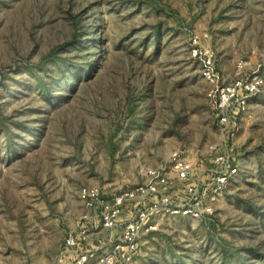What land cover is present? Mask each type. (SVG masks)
Here are the masks:
<instances>
[{
	"label": "rangeland",
	"instance_id": "obj_1",
	"mask_svg": "<svg viewBox=\"0 0 264 264\" xmlns=\"http://www.w3.org/2000/svg\"><path fill=\"white\" fill-rule=\"evenodd\" d=\"M207 58L264 78V0H0V264H77L82 187L110 200L176 150L202 174L224 144ZM239 123L212 211L154 217L131 264H264V87Z\"/></svg>",
	"mask_w": 264,
	"mask_h": 264
},
{
	"label": "built area",
	"instance_id": "obj_2",
	"mask_svg": "<svg viewBox=\"0 0 264 264\" xmlns=\"http://www.w3.org/2000/svg\"><path fill=\"white\" fill-rule=\"evenodd\" d=\"M202 68L204 78L211 83L207 91L210 108L224 135L222 148L217 149L202 174L182 150H176L167 162L147 168L141 182L119 190L110 200L97 187H82L79 197L97 213L95 224L110 233L95 246L88 245L93 226L82 223L77 232L69 233L65 245L76 248L77 264H131L139 252L140 235L150 229L154 217H202L212 211L236 175L234 159L239 150L234 138L249 100L263 89L264 78L253 70L238 72L233 81L226 82L210 58L203 60Z\"/></svg>",
	"mask_w": 264,
	"mask_h": 264
},
{
	"label": "crops",
	"instance_id": "obj_3",
	"mask_svg": "<svg viewBox=\"0 0 264 264\" xmlns=\"http://www.w3.org/2000/svg\"><path fill=\"white\" fill-rule=\"evenodd\" d=\"M93 227H94L93 231H92V233L90 235V238H91L90 239V243H91L92 246H95V244H92V243L97 242V241L101 242L102 239L100 240V238H103V239L105 238L104 234H105V232L107 233V230L102 228V227H100V226H98L97 224H94Z\"/></svg>",
	"mask_w": 264,
	"mask_h": 264
}]
</instances>
